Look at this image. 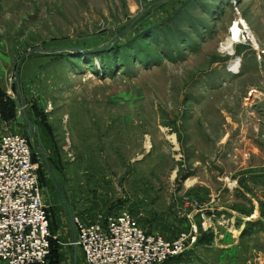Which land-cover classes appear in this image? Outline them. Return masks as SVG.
<instances>
[{"label":"rangeland","instance_id":"obj_1","mask_svg":"<svg viewBox=\"0 0 264 264\" xmlns=\"http://www.w3.org/2000/svg\"><path fill=\"white\" fill-rule=\"evenodd\" d=\"M26 117L48 264L122 211L186 236L161 264H264V0H0V140Z\"/></svg>","mask_w":264,"mask_h":264},{"label":"built area","instance_id":"obj_2","mask_svg":"<svg viewBox=\"0 0 264 264\" xmlns=\"http://www.w3.org/2000/svg\"><path fill=\"white\" fill-rule=\"evenodd\" d=\"M27 135L0 140V264H48L52 222L40 187L34 149ZM73 244L85 264H161L182 256L186 236L174 241L148 234L130 213L103 222L75 219Z\"/></svg>","mask_w":264,"mask_h":264},{"label":"water","instance_id":"obj_3","mask_svg":"<svg viewBox=\"0 0 264 264\" xmlns=\"http://www.w3.org/2000/svg\"><path fill=\"white\" fill-rule=\"evenodd\" d=\"M30 54H31V52L25 53L19 58V60L17 62V66H16V71H15V78H16L18 96L20 98L22 107L24 106V99H23V94H22V89H21L20 71H21V65H22L23 60ZM24 113H26V112L24 111ZM26 123H27V128H26L27 136H28L31 144H33V132L36 129V125L30 119H28L27 117H26ZM45 160L47 162V165L49 166L48 160L47 159H45ZM74 232L76 234L75 226H74ZM76 238L77 237L75 235L73 243L76 242ZM73 258H74V264H78V249L76 247L74 248Z\"/></svg>","mask_w":264,"mask_h":264},{"label":"bare ground","instance_id":"obj_4","mask_svg":"<svg viewBox=\"0 0 264 264\" xmlns=\"http://www.w3.org/2000/svg\"><path fill=\"white\" fill-rule=\"evenodd\" d=\"M246 27V26H245ZM244 33V31L242 30V28H240V24L236 23L231 31V37L230 39L227 41V44L225 45V49L229 51L230 54H233L234 50H233V45L235 43H237L241 38H242V34ZM250 34V33H249ZM243 39V38H242ZM256 44V43H255Z\"/></svg>","mask_w":264,"mask_h":264},{"label":"crops","instance_id":"obj_5","mask_svg":"<svg viewBox=\"0 0 264 264\" xmlns=\"http://www.w3.org/2000/svg\"><path fill=\"white\" fill-rule=\"evenodd\" d=\"M76 229V228H75ZM75 235H76V237H77V232H76V234H75V232H74V228H73V242H74V237H75ZM75 248V247H74ZM78 253H79V251H78ZM73 255H74V252H73ZM74 259V258H73Z\"/></svg>","mask_w":264,"mask_h":264},{"label":"trees","instance_id":"obj_6","mask_svg":"<svg viewBox=\"0 0 264 264\" xmlns=\"http://www.w3.org/2000/svg\"><path fill=\"white\" fill-rule=\"evenodd\" d=\"M204 241H205V239H204ZM52 246H53V240L51 241V252H52Z\"/></svg>","mask_w":264,"mask_h":264}]
</instances>
